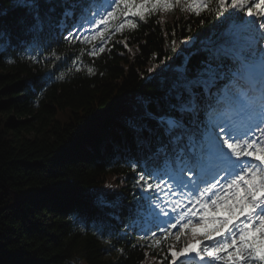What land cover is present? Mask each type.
Instances as JSON below:
<instances>
[{
  "label": "trees",
  "instance_id": "1",
  "mask_svg": "<svg viewBox=\"0 0 264 264\" xmlns=\"http://www.w3.org/2000/svg\"><path fill=\"white\" fill-rule=\"evenodd\" d=\"M211 11L151 14L117 35L93 71L75 72L38 96L41 66L15 53L32 17L16 0H0L7 34L0 41V264H159L155 254L117 248L97 234L113 221L94 196H122L119 221L129 209L124 159L155 137L131 126L142 123L132 100L145 95L159 107L174 78L162 69L186 57L192 71L198 68L205 53L196 42L220 22Z\"/></svg>",
  "mask_w": 264,
  "mask_h": 264
},
{
  "label": "snow or ice",
  "instance_id": "2",
  "mask_svg": "<svg viewBox=\"0 0 264 264\" xmlns=\"http://www.w3.org/2000/svg\"><path fill=\"white\" fill-rule=\"evenodd\" d=\"M176 2L180 3V0ZM95 3L96 0H85L81 8L82 19H87L93 25L106 24L109 19L115 20L117 9L121 5L124 6L125 15L130 7H136V0H104V4L99 7ZM210 3L211 0H188V7L199 15L209 9ZM16 5L26 9L32 17L33 23L29 26V31L40 32L51 20L48 13L41 14L40 0H16ZM253 6L264 14V0H252L251 4L249 0H216L215 12L218 17L227 12L225 21H230L240 12L253 18ZM171 7V0H142L140 11H133L132 15L143 19L146 8ZM228 8L233 11L228 12ZM54 11V8L49 9V12ZM84 13H88V16H84ZM73 14L70 7H66L62 13L65 18ZM128 23L129 26L136 27L130 21ZM248 23L255 24V20L251 19ZM82 26L76 25L75 28ZM123 27L124 24H120V28ZM259 28L264 29V22L259 24ZM71 37L73 31L65 39ZM6 38V32L0 28V41H5ZM260 39H264V33H261ZM252 42L254 41L250 40L249 43L240 44L233 41L215 46L214 42L207 41L214 46L204 49L207 56L194 73L188 67V57L174 69L175 76L164 97L166 108L157 107L153 112L148 107L151 101L144 100V113L139 118L144 122L131 123L139 133L147 131L151 135L163 130L164 136L168 137L166 143L157 137L160 143L156 154L167 157L164 169L147 173L142 171L138 174L136 183L144 191L163 193V198L172 205V213L177 212L181 201H171L170 196L179 194L181 197L187 195L190 198L189 203L195 201L199 204L206 215L208 201L213 207L218 206V193L224 188L228 189L230 195L220 202L227 205L229 200L235 201V204L229 206V211L237 206L241 209L251 206V211L243 215L240 222L233 224L220 239L212 240V233H205L210 240V246L204 247L203 253L214 259H224V264H241L236 252L228 253V258L218 254L233 248L237 240L240 253L264 261V196L257 199V193L264 192V48L254 50L251 48ZM100 50L103 51L102 48ZM225 60L231 61V64H226ZM148 120L155 121L157 129L151 128L147 124ZM170 146L173 155L168 157ZM132 168L135 170L136 165L133 164ZM185 173L188 174L187 180ZM246 174L249 179L245 178ZM150 180L156 182L151 183ZM201 184L204 185L203 188L200 187ZM181 189L188 191L185 193ZM147 199L150 202L142 206L144 212L155 220L166 217L163 224L167 227L176 228L185 218L190 223V208L187 211L181 209L175 217L176 222L169 223L173 216L160 202L161 197ZM221 223L227 225V221ZM257 223L261 228L260 248L248 239V225L251 224L254 228ZM159 230L164 233L167 228L160 227ZM155 235L153 232L152 236ZM188 253H195L203 264L204 257L194 246L185 247L181 252L172 251L171 256L175 261L178 256ZM243 264H248V261L245 260Z\"/></svg>",
  "mask_w": 264,
  "mask_h": 264
},
{
  "label": "bare ground",
  "instance_id": "3",
  "mask_svg": "<svg viewBox=\"0 0 264 264\" xmlns=\"http://www.w3.org/2000/svg\"><path fill=\"white\" fill-rule=\"evenodd\" d=\"M31 90H32V89H30L29 92H32V91H33V90H32V91H31ZM35 100H36V99H35ZM74 217H75V216H74ZM97 226H98V227H102V226H104V222H99V224H98Z\"/></svg>",
  "mask_w": 264,
  "mask_h": 264
}]
</instances>
